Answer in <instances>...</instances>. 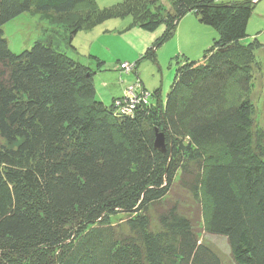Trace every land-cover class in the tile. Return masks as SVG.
Here are the masks:
<instances>
[{"label": "trees", "instance_id": "1", "mask_svg": "<svg viewBox=\"0 0 264 264\" xmlns=\"http://www.w3.org/2000/svg\"><path fill=\"white\" fill-rule=\"evenodd\" d=\"M167 2L0 0V264H224L203 234L224 238L229 264H264V129L251 99L263 44L243 43L256 2ZM24 13L51 28L13 53L3 27ZM190 13L215 36L200 61H177L164 103L136 65L137 87L123 81L106 105L96 69L67 52L82 30L131 16L164 25L155 59Z\"/></svg>", "mask_w": 264, "mask_h": 264}, {"label": "rangeland", "instance_id": "2", "mask_svg": "<svg viewBox=\"0 0 264 264\" xmlns=\"http://www.w3.org/2000/svg\"><path fill=\"white\" fill-rule=\"evenodd\" d=\"M93 1L98 9H103L113 7L120 0ZM159 1L165 8L170 5L167 0ZM254 1L256 4L247 24L248 36L243 43H248L256 37L263 44L262 48L256 51V58L260 64L252 69L251 99L255 107V126L258 129H264V0ZM188 16H191L193 21H188L190 17L186 16L181 23L183 24L181 35H174L155 48V59L146 55V52L163 33L164 25L160 24L155 30L146 31L135 25L131 16H113L93 29L82 30L73 40L77 53L70 50L67 52L75 58L85 57L90 66L96 69L97 95L106 105L111 104L112 98L119 97L123 81L132 80L124 86L126 88L137 87L136 65V71L144 86L150 91L155 88L161 89L164 103L178 65L177 61L182 62L186 58L200 61L203 51L212 41V36L208 32L213 29L207 25H201L193 13ZM197 26H201L200 28L204 30L198 29ZM50 28L48 22L41 20L38 14L24 13L8 21L3 31L10 51L20 53L30 49L45 35L44 32L49 33ZM89 54L96 56L97 60L90 58ZM121 62H128L129 66H132L128 68L129 73L126 72L128 77H121L119 71L115 70ZM145 97L146 95L139 98L136 96V100L139 101ZM122 217L124 216L116 215L111 221L120 222ZM201 240L213 246L224 259V264H229V251L224 238L203 234Z\"/></svg>", "mask_w": 264, "mask_h": 264}, {"label": "crops", "instance_id": "3", "mask_svg": "<svg viewBox=\"0 0 264 264\" xmlns=\"http://www.w3.org/2000/svg\"><path fill=\"white\" fill-rule=\"evenodd\" d=\"M191 14V13H190ZM189 14H187V15H185L182 19H180V21L178 22V25H177V27H176V32H175V34L174 35H177V36H179V35H181V29H182V25L183 24H181L182 22H183V19H186V16L187 17H190V18H188V21H190V22H192L193 20H191V16H188ZM186 25V24H185ZM202 25V24H201ZM201 26H197V28L198 29H202V30H204V28H200ZM208 34H210V36H215L214 35V32H212V31H210V32H208ZM84 62V61H83ZM89 64V63H88ZM98 77V76H97ZM120 96V95H119ZM118 97V96H117ZM99 98H100V96H99ZM113 99V98H112ZM111 103H112V101H111Z\"/></svg>", "mask_w": 264, "mask_h": 264}, {"label": "water", "instance_id": "4", "mask_svg": "<svg viewBox=\"0 0 264 264\" xmlns=\"http://www.w3.org/2000/svg\"><path fill=\"white\" fill-rule=\"evenodd\" d=\"M154 146L156 149L164 152L165 151V142L163 133H156Z\"/></svg>", "mask_w": 264, "mask_h": 264}, {"label": "built area", "instance_id": "5", "mask_svg": "<svg viewBox=\"0 0 264 264\" xmlns=\"http://www.w3.org/2000/svg\"><path fill=\"white\" fill-rule=\"evenodd\" d=\"M131 67H132V66H129L128 63H123V64H121V68L126 69L125 72H129L128 68H131ZM129 90H130V92H132V87H130ZM130 100H131V102H130L131 105L126 106V107L123 109V111L130 112V109L132 108L133 103L136 102V99H135L134 96H132V98H131Z\"/></svg>", "mask_w": 264, "mask_h": 264}, {"label": "bare ground", "instance_id": "6", "mask_svg": "<svg viewBox=\"0 0 264 264\" xmlns=\"http://www.w3.org/2000/svg\"><path fill=\"white\" fill-rule=\"evenodd\" d=\"M135 65V64H134ZM134 84V83H133ZM123 91V90H122ZM147 95V94H146ZM141 96V95H140ZM117 106V105H116Z\"/></svg>", "mask_w": 264, "mask_h": 264}]
</instances>
